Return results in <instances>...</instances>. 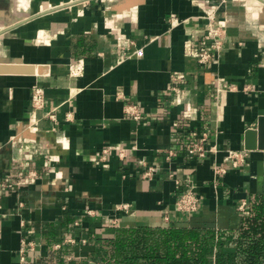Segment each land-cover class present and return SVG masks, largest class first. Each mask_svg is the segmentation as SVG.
Listing matches in <instances>:
<instances>
[{"label":"crops","instance_id":"obj_1","mask_svg":"<svg viewBox=\"0 0 264 264\" xmlns=\"http://www.w3.org/2000/svg\"><path fill=\"white\" fill-rule=\"evenodd\" d=\"M210 14L226 35L201 66L193 52ZM0 64L21 65L0 72V264H98L96 247L119 228L237 230L241 204L264 192V150L239 167L224 160L264 115V0H0ZM174 74L185 75L178 93ZM35 85L46 91L36 116ZM192 132L218 152L189 157ZM110 146L127 155L101 159ZM188 178L201 199L192 214L176 209ZM23 237L37 247L24 262Z\"/></svg>","mask_w":264,"mask_h":264},{"label":"trees","instance_id":"obj_2","mask_svg":"<svg viewBox=\"0 0 264 264\" xmlns=\"http://www.w3.org/2000/svg\"><path fill=\"white\" fill-rule=\"evenodd\" d=\"M239 228H119L94 257L98 264H263L264 192L251 194Z\"/></svg>","mask_w":264,"mask_h":264},{"label":"built area","instance_id":"obj_3","mask_svg":"<svg viewBox=\"0 0 264 264\" xmlns=\"http://www.w3.org/2000/svg\"><path fill=\"white\" fill-rule=\"evenodd\" d=\"M228 0H220V3H225ZM172 16V15H171ZM208 23L207 26L204 30L203 35L201 36L200 40L194 47V57L196 58V61L201 65V66H207L209 63H211L215 57L219 54L223 47V43L225 40V29L223 26L218 24L216 21V15L215 14H210L208 17ZM172 25H177L182 22V20H178L174 15L172 16ZM129 55H143V48H137L133 49L132 51H129ZM128 55V56H129ZM129 56V57H130ZM83 69L82 63H74L70 65V71L71 74H79L81 73ZM173 77L171 78V83L168 87L169 90L174 91V92H181V86L179 85L180 82H182L185 79V75L183 74H174L172 75ZM32 92V99H31V111L34 116H36L37 111L39 109L43 108L45 106V90L42 86L40 85H35L33 88ZM183 93V92H182ZM126 113L133 118L139 120L143 117V113L140 109V107L135 104V103H130L129 105L126 106ZM47 116L56 121V113L53 111L47 112ZM28 127L30 131H37L38 129V123L33 121L32 123L28 124ZM207 139L208 135L206 133H203L201 137H198V134L196 132H192L191 136L189 139L186 140L185 142V148L186 151L191 158H205L207 155L210 153H217L218 152V147L216 145H207ZM16 141V139H14ZM118 147L115 146H110V147H105L102 150V155L101 159H106L109 151L112 149H117ZM127 149L125 148H118L119 156L121 158H124L127 155ZM250 150L248 149H241V150H228L225 154L224 160L225 162L230 163L233 167H239L245 163H247V158ZM169 154H174V151H170ZM145 172V176H151L152 175V167L148 168ZM227 171V167L225 166H216L215 172L217 174H222ZM32 177L36 176V173L33 172L31 173ZM24 177H19L18 179L12 180L10 177H6L5 181L1 183L2 186L8 187L11 185H22L24 183ZM187 188L184 190L180 196L178 197L176 201V209L177 211L181 213H196L199 208H200V203L201 199L199 195L196 192V186L191 178L187 179ZM240 210L245 214L248 210V202L244 201L241 206ZM93 211H89L91 214ZM164 218L166 220H170V215L168 213L165 214ZM65 242L67 243H75L73 238H66ZM62 245L61 244H56V248H60ZM36 243L28 239L26 237L22 238L20 249H19V254H20V259L22 261L27 260V255L29 252L35 251L36 250ZM264 264V263H263Z\"/></svg>","mask_w":264,"mask_h":264},{"label":"water","instance_id":"obj_4","mask_svg":"<svg viewBox=\"0 0 264 264\" xmlns=\"http://www.w3.org/2000/svg\"><path fill=\"white\" fill-rule=\"evenodd\" d=\"M21 65L0 64V72H10L9 70H20ZM25 72H32L30 66L21 67ZM245 148L248 150H264V115L258 119L257 127L250 128L245 133Z\"/></svg>","mask_w":264,"mask_h":264}]
</instances>
